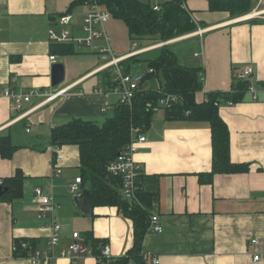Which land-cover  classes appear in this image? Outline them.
Segmentation results:
<instances>
[{
  "label": "crops",
  "instance_id": "0c3cea01",
  "mask_svg": "<svg viewBox=\"0 0 264 264\" xmlns=\"http://www.w3.org/2000/svg\"><path fill=\"white\" fill-rule=\"evenodd\" d=\"M73 1L0 0V90L67 88L66 95L42 104L32 97L19 111L0 96V134H8L16 146L10 157L0 156V179L17 170L23 176L20 196L0 198V264H30L25 254L14 255L16 239L44 247L48 218L38 211L35 188L58 204L54 215L61 225V243L77 231L89 247L92 240H104L112 257L123 255L133 244L132 221L116 206L80 211L74 197L86 187L69 191V184L80 176L78 146L50 142L52 129L73 118L102 123L111 114L103 108L118 100L117 92L104 88L102 77L95 74L101 63L85 66L77 54L91 49L74 45L76 53L54 51L48 29L59 30L56 16L69 11L75 24L81 22L85 8L79 4L69 10ZM252 4L264 11V0ZM185 5L197 27L182 35L183 41L200 38L190 42L192 54L181 59L182 65L198 72L202 83L196 102L203 101L206 92L230 90L233 73L239 76L246 66L253 70L248 80L256 87L257 98L246 92L238 102L218 105L228 128L230 160L247 168L202 179L212 168L209 123L168 120L162 111L154 113L134 159L140 165V188L150 195V214L158 215L162 231L146 232L142 249L158 257L157 264H264V12L242 19L245 14L210 11L207 0H185ZM113 43L116 56L129 53L130 46L123 50ZM51 55L64 68L56 86L50 80ZM56 154L63 157L60 172L53 160ZM80 263L96 264V258L85 255ZM57 264L70 262L60 259Z\"/></svg>",
  "mask_w": 264,
  "mask_h": 264
},
{
  "label": "trees",
  "instance_id": "16d2710c",
  "mask_svg": "<svg viewBox=\"0 0 264 264\" xmlns=\"http://www.w3.org/2000/svg\"><path fill=\"white\" fill-rule=\"evenodd\" d=\"M185 0H164L159 9H153L150 0H98L110 16L124 22L131 41L143 40L145 37L158 36L162 40L171 39L196 30V24L181 4ZM85 0H74L69 10ZM210 11H226L233 16L246 14L252 8V0H207ZM54 51L66 55L76 53L74 44L53 43ZM157 55L148 60V70L142 74V82L129 102L117 100L111 106V114L101 124L82 118H73L65 124L52 129L50 142L54 146L74 143L78 146L79 172L81 185L88 188L91 194V207L116 206L120 214L132 221L133 244L123 255L106 259L100 256L104 240H92L89 244L96 264H147L142 259V238L148 232L150 218V195L144 193L137 184L134 198L127 199L121 193V179L107 171V165L113 161L118 152L131 141L132 127H139L144 132L154 115L153 107L165 93L177 94L180 102L161 107L159 111L168 120L207 121L211 130L212 168L202 179L210 180L215 173H234L246 170V164L233 163L230 160L228 128L219 115L218 105L223 101L238 102L246 93L250 81L232 74L231 88L228 91H209L201 102H196L195 93L202 83L194 68L180 65L171 47L164 45L156 49ZM148 52V51H147ZM129 56L120 61L123 71L130 73V64L140 54ZM146 53V51H145ZM151 70V72L149 71ZM103 79L104 88L113 89L110 69L96 72ZM159 79V88L148 87L150 77ZM14 146L7 134H0V156L8 158ZM1 186L10 189L0 198L21 195L23 176L17 170L14 175L3 178ZM16 244L25 241L31 247L35 242L27 239H16ZM15 256L24 251L17 248Z\"/></svg>",
  "mask_w": 264,
  "mask_h": 264
},
{
  "label": "built area",
  "instance_id": "2783aa9c",
  "mask_svg": "<svg viewBox=\"0 0 264 264\" xmlns=\"http://www.w3.org/2000/svg\"><path fill=\"white\" fill-rule=\"evenodd\" d=\"M83 6L85 10L81 15V22L79 24H75L74 17L69 11L57 15L56 23L59 26V30L50 27L48 29L49 40L52 43L81 45L94 50L102 60L101 64L97 67L96 72L110 69L113 77L112 81L115 83L113 91L117 92L119 102H129L134 97L135 91L142 82V74L125 73L120 61L129 56L148 51L149 48L137 47V42L132 41L129 53L123 56H116L110 46V38L104 28L111 17L109 12L101 6L98 0H85ZM181 6L187 11L185 1L182 2ZM153 9H159V2L153 3ZM262 11L263 10L255 7L251 13H246L239 18H254L261 15L260 13ZM249 14L251 16L244 17ZM197 33L199 35L202 34L200 30H197ZM98 39L102 40V47L95 45V41ZM49 59L52 62L57 61L54 55H51ZM149 71L151 72V70ZM252 72V68L246 66L242 69L239 77L248 79ZM98 89L101 90L100 88ZM262 89L264 91V88ZM66 92L67 88L65 87L59 88L53 92L39 89L24 90L4 87L0 90V96L8 98L11 101L13 108L16 111H19L22 104L30 101L32 97L41 99L39 104H42L46 101L53 100L58 96H64L66 95ZM246 92L251 95L252 99L255 100L257 98V89L252 83H250ZM180 101L181 97L177 94L165 93L163 97L158 100L157 105L153 107V111L156 113L161 107ZM109 109H111V105H107L103 108L104 111ZM131 132L133 137L129 144L120 150L116 158L107 165V171L111 175L117 176L121 179V193L127 199L134 198L138 179L140 177V165L134 159V154L137 152L140 144L145 142V136L140 132L139 127H132ZM53 160L57 168L56 171L60 172V166L63 161L62 155L56 154ZM1 185L2 180L0 179V186ZM80 186L81 177L77 176L74 178V181L69 184V191L75 193L80 190ZM35 201L37 202L40 215L48 218L45 226L48 227L49 233L46 237L44 247H31L27 242L21 241L19 244H13V251H16L17 248L24 251L25 257L29 260L30 264H57L60 259H67L70 264H81L80 260L83 256L93 255L91 248L85 244L80 233L77 231H73L70 234L69 239L65 243H61V225L58 223L54 215L58 204L54 201L52 196L43 194L40 188H35ZM148 231L156 233L162 231L156 213L150 215ZM251 242L254 243L255 240H252ZM141 255L142 259L147 263L151 262L157 264L159 262L158 257L150 251H143ZM100 256L106 259L112 258L108 243L105 242L101 245ZM254 259L257 260L258 256H254Z\"/></svg>",
  "mask_w": 264,
  "mask_h": 264
},
{
  "label": "rangeland",
  "instance_id": "374dc122",
  "mask_svg": "<svg viewBox=\"0 0 264 264\" xmlns=\"http://www.w3.org/2000/svg\"><path fill=\"white\" fill-rule=\"evenodd\" d=\"M164 0H150L151 3H156V2H163ZM255 7V4L253 5ZM253 7V8H254ZM77 10H81V7H79ZM251 13V12H250ZM247 16V15H246ZM109 29L107 28V33L110 38V43L111 45H114V41L117 44L118 47H121L123 50H126V48H129L131 46V40L128 37L127 34V29L124 24V22L120 19L110 17L109 20ZM137 42V47L140 48H149L148 52H144L143 54H140L135 58V60L130 64V73L131 74H144L148 70V60L154 58L157 55L156 49L160 46L167 45L172 48L174 51L177 61L180 65H182L183 61L181 59L187 57L190 53L192 54V51L190 50V42L192 41H198L200 42L199 39H192V40H185L183 41L182 35L178 37H174L171 39H166L162 40L158 36L155 37H145L143 40H135ZM183 41V42H181ZM102 43V40L99 39L96 41L95 45H100ZM184 44V45H183ZM200 47L196 48V52H199ZM81 58L83 61V64L85 66L91 65L93 63H101L102 60L100 59L99 55L94 51V50H86V51H81ZM195 56H198L195 54ZM184 66V65H183ZM101 76V75H100ZM102 77V76H101ZM100 77V78H101ZM148 87L150 88H159V79L154 77H150L147 80ZM160 113V111H159ZM110 115V112L108 113ZM101 122H99L100 124Z\"/></svg>",
  "mask_w": 264,
  "mask_h": 264
},
{
  "label": "water",
  "instance_id": "95a60500",
  "mask_svg": "<svg viewBox=\"0 0 264 264\" xmlns=\"http://www.w3.org/2000/svg\"><path fill=\"white\" fill-rule=\"evenodd\" d=\"M64 77V68L62 63L53 62L50 70V80L51 85L56 86L59 84ZM10 188L8 186H0V194L8 191ZM74 201L79 207L80 211L83 213H89L91 208V194L88 188H84L80 194L75 195Z\"/></svg>",
  "mask_w": 264,
  "mask_h": 264
},
{
  "label": "bare ground",
  "instance_id": "6f19581e",
  "mask_svg": "<svg viewBox=\"0 0 264 264\" xmlns=\"http://www.w3.org/2000/svg\"><path fill=\"white\" fill-rule=\"evenodd\" d=\"M248 16H251V15L249 14V15H247V17H248Z\"/></svg>",
  "mask_w": 264,
  "mask_h": 264
}]
</instances>
